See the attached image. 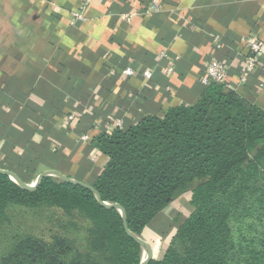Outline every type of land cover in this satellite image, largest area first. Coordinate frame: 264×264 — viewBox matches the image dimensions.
<instances>
[{"label":"crops","instance_id":"1","mask_svg":"<svg viewBox=\"0 0 264 264\" xmlns=\"http://www.w3.org/2000/svg\"><path fill=\"white\" fill-rule=\"evenodd\" d=\"M152 1L92 0L75 22L85 0H0L1 170L27 184L58 172L90 185L108 163L97 137L118 119L126 127L195 105L212 58L229 67L233 91L264 111V52L248 84L238 85L247 39L264 43V0H157L148 16ZM166 210L150 232L168 222Z\"/></svg>","mask_w":264,"mask_h":264},{"label":"trees","instance_id":"2","mask_svg":"<svg viewBox=\"0 0 264 264\" xmlns=\"http://www.w3.org/2000/svg\"><path fill=\"white\" fill-rule=\"evenodd\" d=\"M96 146L108 163L91 187L45 177L30 191L0 172V224L12 206L50 203L68 217L89 222L88 243L107 264H141L143 246L134 237L146 241L151 223L191 192L194 214L180 225L164 259L147 264H225L220 243L229 229L223 200L234 194L245 167L264 148L262 109L214 84L204 87L195 105L173 107L163 118L150 116L101 134ZM98 198L121 207L125 218ZM37 244L31 236L17 240L1 264L35 261ZM41 262L62 264L50 255ZM72 264H94V259L79 255Z\"/></svg>","mask_w":264,"mask_h":264},{"label":"rangeland","instance_id":"3","mask_svg":"<svg viewBox=\"0 0 264 264\" xmlns=\"http://www.w3.org/2000/svg\"><path fill=\"white\" fill-rule=\"evenodd\" d=\"M190 199L188 192L184 200L170 204L166 210L168 222L159 226L158 233L149 229L145 232L153 257L162 258L176 229L194 214ZM223 201L229 229L220 243L225 264H264V148L253 155L234 187V194ZM88 228L89 222L79 215L68 217L61 207L50 203L12 206L6 222L0 224V264L17 240L27 236L38 241L33 254L35 261L27 264H44L41 262L44 255L57 258L62 264H72L79 255H90L94 264H107L103 255L92 251L87 240ZM146 257L143 250L142 261Z\"/></svg>","mask_w":264,"mask_h":264},{"label":"built area","instance_id":"4","mask_svg":"<svg viewBox=\"0 0 264 264\" xmlns=\"http://www.w3.org/2000/svg\"><path fill=\"white\" fill-rule=\"evenodd\" d=\"M92 0H85L82 7L73 14V18L75 22L84 21L85 14L84 10L91 3ZM159 11V2L157 0H153L149 5H147L145 9L146 15H152ZM132 16L123 15V19L130 21ZM246 45L249 48L250 54L245 59L244 69L240 76L238 85L245 86L248 84L250 77L255 73V71L260 66L261 57L264 52V43L255 35H251L247 41ZM173 71L172 69L169 70ZM125 75L128 77H133L135 75V69L133 67H128L124 71ZM142 77L146 81H150L153 78V73L151 71L142 72ZM201 84L204 87H210L211 85H225L228 89L234 90L236 87L230 83V75H229V67L225 63V61L218 60L216 58H212L206 65L204 70V75L201 78ZM258 89L264 90V81L260 82L258 85ZM123 123L120 119L116 120L111 128H108L107 134H113V129H123ZM82 141H90V138L87 136H81Z\"/></svg>","mask_w":264,"mask_h":264},{"label":"water","instance_id":"5","mask_svg":"<svg viewBox=\"0 0 264 264\" xmlns=\"http://www.w3.org/2000/svg\"><path fill=\"white\" fill-rule=\"evenodd\" d=\"M0 172L3 173V174L8 175L13 182H15L16 184L21 185L26 190H30V191H34L37 188V186L39 185V183L41 182V180L43 178H45V177H55L57 179H61V180L67 181V182L78 184V185H81V186H84V187H91V185H89V184H86V183H83V182H76V181H74V180H72V179H70L68 177H65V176L59 174L58 172H46V173H43L37 178V180L32 185H29V184L25 183L17 174H15L13 172L1 170V169H0ZM98 200L104 206L118 208V210L122 213L123 218H125V213H124V211H123V209L121 207L114 206V205H109L108 203H103L99 198H98ZM125 228H126V231L131 235V233L129 232V229L127 228L126 224H125ZM132 237H134V236H132ZM134 238H135V240L138 243H140L143 246V250H146L147 257L141 262V264H147L150 260H153V251H152L150 245L147 243V241H144V240L139 239L137 237H134Z\"/></svg>","mask_w":264,"mask_h":264}]
</instances>
